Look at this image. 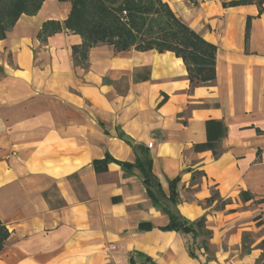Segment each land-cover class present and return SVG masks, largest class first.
<instances>
[{"label": "crops", "instance_id": "1", "mask_svg": "<svg viewBox=\"0 0 264 264\" xmlns=\"http://www.w3.org/2000/svg\"><path fill=\"white\" fill-rule=\"evenodd\" d=\"M162 1L216 45L211 82L191 85L172 51L97 44L76 60L78 34L39 36L44 22L66 19L68 1L43 0L0 39V222L9 232L0 264L206 261L208 251L193 258L179 232L159 229L168 217L137 170L109 162L95 172L93 161L106 154L133 162L120 132L149 147L164 193L180 176L177 209L189 220L204 215L212 232L208 264H255L260 256L264 232L246 242L264 228V11L258 15L255 3ZM209 119L226 127L218 157L193 150L206 140ZM211 189L229 202L206 203ZM241 191L253 198L243 202ZM142 222L151 227L140 229Z\"/></svg>", "mask_w": 264, "mask_h": 264}, {"label": "trees", "instance_id": "2", "mask_svg": "<svg viewBox=\"0 0 264 264\" xmlns=\"http://www.w3.org/2000/svg\"><path fill=\"white\" fill-rule=\"evenodd\" d=\"M69 1L70 11L62 22L46 21L42 25L39 36H46L61 29H67L78 34L82 42L73 46L72 52L76 60L85 61L88 50L97 44H109L116 51L130 48L136 50L155 49L159 52L172 51L180 57L187 69V76L191 85L211 82L215 78L216 45L203 39L197 32L181 21L170 9L167 2L162 0H59ZM43 0H0V39L13 27L21 14H35ZM255 3L258 15L264 11V0H222L223 6ZM125 11V14H123ZM152 21H149V20ZM251 17H247L248 29ZM153 20L158 31H152ZM148 31H145V30ZM164 99H162L163 101ZM206 140L193 145L195 152L210 150L214 157L220 155L219 139L225 134L226 127L221 120L209 119L205 122ZM134 153L133 162L118 161L108 154L101 160H94L95 172L107 170V164L114 162L126 173L137 170L145 192L152 205L167 215L166 225L159 227L161 230L179 232L184 239L185 248L193 258H199L200 250L209 251V239L212 232L206 226L205 216L189 220L180 214L177 205L180 201L177 186L180 176L168 181L169 192L164 193L160 180L152 172V155L149 147L136 142L125 133H118ZM194 178V174L192 175ZM240 198L243 202L252 199L248 191H241ZM214 200L224 205L229 199L223 200L219 194L211 189V195L206 203ZM264 202V198L259 200ZM257 218V217H256ZM255 218V219H256ZM147 222L139 224L140 229H149ZM9 235L6 227L0 222V250ZM248 233L243 234V251L249 249L244 246ZM264 253V239L258 244ZM211 257L206 258L203 264H208ZM133 264H137L134 260ZM144 264V263H138ZM150 264H155L151 262Z\"/></svg>", "mask_w": 264, "mask_h": 264}, {"label": "rangeland", "instance_id": "3", "mask_svg": "<svg viewBox=\"0 0 264 264\" xmlns=\"http://www.w3.org/2000/svg\"><path fill=\"white\" fill-rule=\"evenodd\" d=\"M69 2V1H68ZM70 3V2H69ZM70 6H71V4H70ZM123 14H125V11H123ZM149 20V19H148ZM149 21H152V20H149ZM152 23V31H148L147 29L145 30V31H148V32H150V33H154V32H156V31H158L157 29H156V27H157V24H156V22L153 20V22H151ZM102 44V43H101ZM104 44V43H103ZM107 45H109V44H107ZM246 209L247 210H249V211H252V217H253V219L255 218V217H260V212H259V210H257L256 209V207H254V206H247L246 207ZM256 222L257 223H261L259 220H256L255 221V224H256ZM251 225H254V224H251ZM263 232H264V228H260V230L259 229H257V230H254V231H250V238H249V240H247V244L248 243H250L252 240H254V238L256 237V236H259V235H261V234H263ZM263 252V251H262ZM211 253H212V250H211V248H209V251H208V256H211ZM255 264H264V253L261 255L260 254V256L256 259V262H255Z\"/></svg>", "mask_w": 264, "mask_h": 264}]
</instances>
